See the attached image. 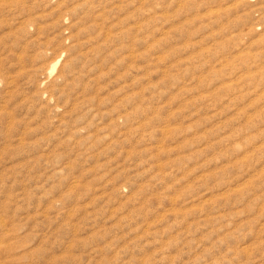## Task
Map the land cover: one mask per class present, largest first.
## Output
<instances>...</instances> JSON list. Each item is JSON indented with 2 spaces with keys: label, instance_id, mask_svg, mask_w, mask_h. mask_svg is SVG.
<instances>
[{
  "label": "rangeland",
  "instance_id": "rangeland-1",
  "mask_svg": "<svg viewBox=\"0 0 264 264\" xmlns=\"http://www.w3.org/2000/svg\"><path fill=\"white\" fill-rule=\"evenodd\" d=\"M0 264H264V0H0Z\"/></svg>",
  "mask_w": 264,
  "mask_h": 264
}]
</instances>
